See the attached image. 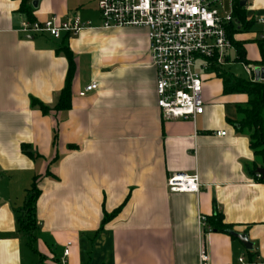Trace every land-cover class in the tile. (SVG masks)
<instances>
[{
	"label": "crops",
	"instance_id": "obj_1",
	"mask_svg": "<svg viewBox=\"0 0 264 264\" xmlns=\"http://www.w3.org/2000/svg\"><path fill=\"white\" fill-rule=\"evenodd\" d=\"M22 1L0 0V264H200L202 245L210 264H264V183L250 170V137L234 123L248 95L224 93L223 79L208 71L204 114L166 119L145 27H99L97 0H27L34 20L74 15L95 26L59 39L27 33ZM246 2L257 22L235 38L256 62L264 0ZM250 44L257 58L248 57ZM62 45L75 67L68 109L55 108L70 71ZM236 58L235 47L221 72ZM92 80L99 88L80 96ZM178 172H198L199 192H171L167 178ZM36 176L35 250L18 216ZM120 206L102 228L105 212ZM215 213L230 231L212 229Z\"/></svg>",
	"mask_w": 264,
	"mask_h": 264
},
{
	"label": "built area",
	"instance_id": "obj_2",
	"mask_svg": "<svg viewBox=\"0 0 264 264\" xmlns=\"http://www.w3.org/2000/svg\"><path fill=\"white\" fill-rule=\"evenodd\" d=\"M242 0H97L100 10L99 27H145L149 36L152 65L156 69L158 107L166 119L194 120L205 112L203 88L208 71L222 67L228 51L235 47L228 36L227 26L239 25L234 16L236 2ZM261 39L264 42V17ZM87 27H95L78 16L60 19L57 15L44 20L22 22V31L45 33L52 38L77 35ZM251 79L256 80L253 64L247 65ZM99 82L92 80L79 92L85 96L97 90ZM219 136L226 131H218ZM260 176V174H258ZM171 192H199V173L178 172L167 178ZM207 218L199 215V226H206ZM70 244V243H69ZM70 248L65 249L64 257ZM200 264H210L209 255L202 245ZM65 261V259H64ZM63 261V262H64ZM238 264L246 262L241 257Z\"/></svg>",
	"mask_w": 264,
	"mask_h": 264
},
{
	"label": "trees",
	"instance_id": "obj_3",
	"mask_svg": "<svg viewBox=\"0 0 264 264\" xmlns=\"http://www.w3.org/2000/svg\"><path fill=\"white\" fill-rule=\"evenodd\" d=\"M33 7L29 4L27 0L22 1L21 11L28 14V18L33 21L34 18L31 15V10ZM234 16L237 17L239 25H229L227 26V33L231 39L234 47L237 48V61H241L247 65L258 64L264 67V42L262 39H258L257 42L260 47L261 59L259 61H252L247 58L246 48L244 47V41L235 38V35L239 32H249V30L256 24V19L254 17L248 18L246 7L240 2H236L234 6ZM66 41V38L62 40V44ZM58 50L65 52L69 59L70 71L67 77V85L62 90L60 94V100L56 104L55 108L68 109L70 107L69 96H70V79L72 73L75 69L73 64L72 52H70L65 45L59 46ZM213 71L217 73L219 78L223 79L224 88L223 92L226 94L231 93H246L248 95V100L245 103H237V119L234 121L238 129L250 137V147L255 154L253 162L250 164V170L252 174L257 175L258 179L264 183V176H258V168H264V80H253L244 79L241 77H235L232 73L221 72L222 68H217L213 66ZM221 72V73H220ZM34 105H38L44 111L48 109V106L44 103L34 99ZM49 175H52L49 171ZM39 176L34 178L33 183L28 188L26 197L24 200V206L20 209V214L18 216L20 230L25 234L28 239L32 249L34 247V241L36 236L34 231L38 227V219L36 218V201L41 194V189L38 184ZM121 206L108 214L105 212L104 220L102 223V228L107 221H109L113 216H115ZM210 226L215 231H230L231 225L224 223L223 214L215 213L210 219H208ZM36 250V249H35Z\"/></svg>",
	"mask_w": 264,
	"mask_h": 264
},
{
	"label": "rangeland",
	"instance_id": "obj_4",
	"mask_svg": "<svg viewBox=\"0 0 264 264\" xmlns=\"http://www.w3.org/2000/svg\"><path fill=\"white\" fill-rule=\"evenodd\" d=\"M256 32V30H254ZM257 34H259V32L257 31ZM232 52V53H231ZM230 54L232 55V58H235V53L233 51H231ZM259 56V50L258 47H256V45L254 44H250L249 48H248V57H252V58H257ZM226 70L230 73H232L235 77H241L244 79H250V75L249 72L247 70V66L245 63L243 62H235L232 64H228L226 67ZM208 73V72H206ZM205 73V74H206Z\"/></svg>",
	"mask_w": 264,
	"mask_h": 264
},
{
	"label": "water",
	"instance_id": "obj_5",
	"mask_svg": "<svg viewBox=\"0 0 264 264\" xmlns=\"http://www.w3.org/2000/svg\"><path fill=\"white\" fill-rule=\"evenodd\" d=\"M38 1L39 0H34V2H33V6L34 7H37V5H38ZM242 2V5H246V0H242L241 1ZM255 77H256V80L257 81H260V80H264V67H260V66H258V67H256V69H255ZM257 171H258V173L260 174V175H262V176H264V168H258L257 169ZM233 234L238 238V239H240V241H242V243H244L245 244V246L248 248V249H252L253 248V243H251L250 241H249V238H248V235L246 234V233H234L233 232Z\"/></svg>",
	"mask_w": 264,
	"mask_h": 264
}]
</instances>
